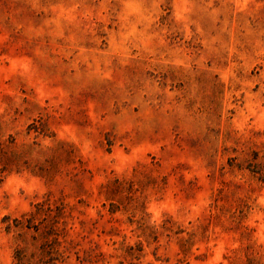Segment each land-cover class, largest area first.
<instances>
[{
	"label": "rangeland",
	"instance_id": "374dc122",
	"mask_svg": "<svg viewBox=\"0 0 264 264\" xmlns=\"http://www.w3.org/2000/svg\"><path fill=\"white\" fill-rule=\"evenodd\" d=\"M50 247L264 264V0H0V264Z\"/></svg>",
	"mask_w": 264,
	"mask_h": 264
},
{
	"label": "trees",
	"instance_id": "16d2710c",
	"mask_svg": "<svg viewBox=\"0 0 264 264\" xmlns=\"http://www.w3.org/2000/svg\"><path fill=\"white\" fill-rule=\"evenodd\" d=\"M35 214H36V212H32L31 217L29 219H32L35 216ZM21 251H22L21 249L16 250V256L19 259L18 263H16V264H21V262H22ZM47 253L49 254L50 257L47 260H41V264H57L56 262L59 259V253L55 252V254L52 255V247L47 249Z\"/></svg>",
	"mask_w": 264,
	"mask_h": 264
}]
</instances>
